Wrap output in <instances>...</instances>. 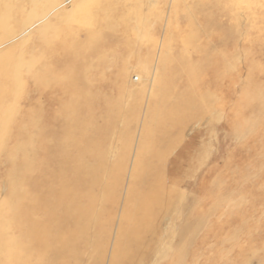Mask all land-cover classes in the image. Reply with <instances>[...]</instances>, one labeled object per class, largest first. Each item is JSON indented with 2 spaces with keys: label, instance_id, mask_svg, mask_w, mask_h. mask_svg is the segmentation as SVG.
Wrapping results in <instances>:
<instances>
[{
  "label": "rangeland",
  "instance_id": "rangeland-1",
  "mask_svg": "<svg viewBox=\"0 0 264 264\" xmlns=\"http://www.w3.org/2000/svg\"><path fill=\"white\" fill-rule=\"evenodd\" d=\"M73 111L96 182L65 264H264V0H0V203Z\"/></svg>",
  "mask_w": 264,
  "mask_h": 264
},
{
  "label": "bare ground",
  "instance_id": "bare-ground-1",
  "mask_svg": "<svg viewBox=\"0 0 264 264\" xmlns=\"http://www.w3.org/2000/svg\"><path fill=\"white\" fill-rule=\"evenodd\" d=\"M64 66L69 72L75 73L77 78L73 80H78L82 87L86 86L88 81L85 75L89 65ZM59 84L56 86L59 85L63 92L71 93V85ZM59 113L61 117L62 112ZM76 115L74 111L68 112L62 122H58L55 117L57 123L51 121L36 131V152L32 151V166H27V172L24 171L27 169L26 164L21 171L16 168L18 166H10L14 170L6 179L8 188L0 209L11 210L13 217L12 221L7 222L10 224L8 227L0 221V264H65L70 256L79 254L70 251V236H66V232L80 226L84 210L89 207L86 194L90 192L86 191L93 180L90 182L88 179V164L84 160L83 145L86 144L87 136L78 127L76 119L79 117L76 118ZM18 135L23 137L21 140L25 138L28 141L29 134L24 130H19ZM12 160L15 161V157ZM131 167L130 177L133 179L134 165ZM131 190L132 186L128 188V194Z\"/></svg>",
  "mask_w": 264,
  "mask_h": 264
}]
</instances>
